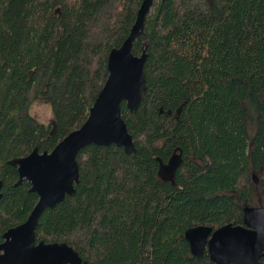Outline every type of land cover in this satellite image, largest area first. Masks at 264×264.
Here are the masks:
<instances>
[{
    "label": "trees",
    "instance_id": "1",
    "mask_svg": "<svg viewBox=\"0 0 264 264\" xmlns=\"http://www.w3.org/2000/svg\"><path fill=\"white\" fill-rule=\"evenodd\" d=\"M143 1L0 0V243L39 200L8 163L86 122ZM144 50L142 103L122 104L135 153L83 149L76 193L43 214L37 243H68L88 264H216L185 233L243 225L244 207L264 201V0H156L133 53ZM36 101L54 126L32 116ZM177 149L168 181L157 159Z\"/></svg>",
    "mask_w": 264,
    "mask_h": 264
},
{
    "label": "water",
    "instance_id": "2",
    "mask_svg": "<svg viewBox=\"0 0 264 264\" xmlns=\"http://www.w3.org/2000/svg\"><path fill=\"white\" fill-rule=\"evenodd\" d=\"M156 0H144L132 30L120 48L108 58V78L90 109L86 122L70 133L51 152L35 149L26 157L8 164L16 167L19 181L28 182L39 200L23 224L9 229L0 243V264H88L68 243H37L36 232L43 214L76 193L80 181L78 157L88 146H117L125 153H135L133 137L123 119L122 104L137 112L147 90L144 67L147 53H133L136 41L145 34L146 20ZM165 1V0H164ZM177 149L167 163L160 158L159 176L173 180L183 160ZM253 179L258 184L256 175ZM0 181V200L2 199ZM191 253L201 258L206 250L216 264H260L264 259V206L244 207V224H228L216 231L198 226L185 233Z\"/></svg>",
    "mask_w": 264,
    "mask_h": 264
},
{
    "label": "rangeland",
    "instance_id": "3",
    "mask_svg": "<svg viewBox=\"0 0 264 264\" xmlns=\"http://www.w3.org/2000/svg\"><path fill=\"white\" fill-rule=\"evenodd\" d=\"M30 111L32 116L36 118L39 122L48 126H54L55 124L54 116L51 107L48 103L36 101L32 105ZM248 128L250 129V134H252L255 130V126L253 125V123H251ZM256 177L258 179V184H259L261 176L256 175ZM258 194L261 195L262 192L258 191ZM254 203L257 206H264V201L262 199H256Z\"/></svg>",
    "mask_w": 264,
    "mask_h": 264
}]
</instances>
